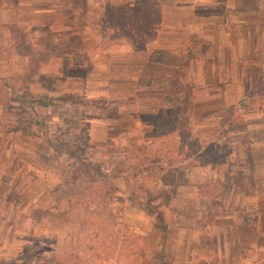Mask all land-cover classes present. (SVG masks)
Listing matches in <instances>:
<instances>
[{"label":"rangeland","instance_id":"obj_1","mask_svg":"<svg viewBox=\"0 0 264 264\" xmlns=\"http://www.w3.org/2000/svg\"><path fill=\"white\" fill-rule=\"evenodd\" d=\"M138 1L93 7L74 19L68 42L42 41L65 61L53 93L25 83L27 67L24 74L19 66L8 74L3 60L13 48H7L9 40L0 29V264H35L69 251L83 264H133L131 253L149 264H165L162 249L154 245L131 249V236H146L152 243L163 237V248L171 253L176 238L191 240L199 228L202 186L220 190L223 202L230 196L227 189H264L260 161L253 167L237 161L250 153L247 137L238 136L246 125L256 129L259 140V115L245 123L243 116L264 107V67L241 68L253 77L254 86L243 93L241 103L221 109L220 91H199V64L189 62L199 50L183 51L180 42L164 46L165 51L152 50L149 35L154 38L160 14L152 28L142 31ZM159 3L162 11L166 0ZM34 40L25 37L22 44L33 51ZM146 57L169 67L170 79L121 80V63ZM126 71L130 76L131 68ZM205 105L209 112L201 114L199 107ZM234 121L239 126H232ZM73 131L72 140L82 147L78 154L56 155L46 147L48 137ZM73 167L85 174L72 173L69 179ZM78 189L101 190L86 202ZM105 189L115 192L107 196ZM83 221L87 225L80 228ZM95 229L100 247L93 246ZM120 234L129 245L106 244Z\"/></svg>","mask_w":264,"mask_h":264},{"label":"crops","instance_id":"obj_2","mask_svg":"<svg viewBox=\"0 0 264 264\" xmlns=\"http://www.w3.org/2000/svg\"><path fill=\"white\" fill-rule=\"evenodd\" d=\"M111 1L113 0H0V29H4L9 40L7 48H14L11 33L17 35V32H10L9 26L19 31L23 41L25 37H33L34 41H38L32 45L33 52L37 56L43 54L44 59L41 60L39 56L36 58L37 73L58 79L64 75V58L54 54V49L49 52L42 41L51 38L52 43L63 45L75 32L73 22L76 17L87 15L93 7L105 2L113 4ZM235 2L236 0H166V5L160 12L158 27L153 30L154 38L149 35L154 52L165 51L164 46H175L179 42L183 51L199 50V54L195 53L198 55L189 59L191 64L196 62L200 67L199 74L196 75L203 86H199V91L204 88L220 91L216 95L220 99L221 109L241 103L243 93L254 86L252 76L247 72L242 74L241 68L264 67V0L260 1L257 10L253 12L242 10ZM66 11L69 14L64 13ZM62 16L66 17L65 22L62 21ZM161 34H164L163 38L159 37ZM177 36L181 39L178 40ZM17 44L15 42V46ZM173 54L171 52V56ZM180 55L184 56L183 53ZM67 57L70 61V56ZM3 64L8 67L9 75L15 74L16 66L24 74L28 57L13 53L7 60H3ZM183 67H186L184 61ZM128 68L132 70L130 76L126 71ZM166 70L171 72L165 64L153 62L146 57L142 61L133 59L131 65L121 63L120 77L121 80L158 77V80L167 81L170 73ZM5 91L7 100L10 90L6 88ZM191 94L192 89L189 96ZM205 106L199 107L201 114L209 112L207 105ZM221 109L211 112L218 113ZM263 114L264 107L245 112L244 123L249 118H254V115H259V140L254 133L256 129L246 125L238 136L247 137L250 153L247 158L237 156V161L245 164L249 161L247 166L253 167L259 160L264 172V117L260 116ZM219 192L218 189H199V228L189 239L190 242L183 237L176 238L171 253L163 248V237L152 243L145 236V244L162 249L161 253L167 260L165 264H264V189H227L230 196L225 202L220 201V195H217ZM130 222L136 227L133 219Z\"/></svg>","mask_w":264,"mask_h":264},{"label":"trees","instance_id":"obj_3","mask_svg":"<svg viewBox=\"0 0 264 264\" xmlns=\"http://www.w3.org/2000/svg\"><path fill=\"white\" fill-rule=\"evenodd\" d=\"M261 0H236V6L240 7L242 10L245 11H249V12H253L255 10H257L259 3ZM138 10H139V15L142 21V27L143 30L142 31H146L150 28H152L154 26V21L155 19L159 16L160 11H161V5L159 3V0H139L138 1ZM10 32H17V35H14L13 33H11V37L13 40V46H15V42H17L18 44L13 48V53H16L18 55H23V56H27L28 57V65H27V73H26V78L25 83H33L35 82L36 84H38L39 86H41L42 88H44L46 90V92H54V86H53V82L56 81V78H48L45 76H42L40 74L37 73L38 70V65L36 64V58H37V53L33 52L30 50V47L27 46L25 43L22 44L23 40L21 39L22 36L20 33H18L19 31L12 27L9 26L8 27ZM136 32L138 33V30H136ZM13 34V35H12ZM16 39V40H15ZM30 77V78H29ZM34 78V79H32ZM174 90L179 89L178 86L174 85ZM183 90V89H182ZM182 95L184 96L185 93L183 92ZM185 122L184 120L182 121V125L184 126ZM240 122H233L231 123L232 126H239ZM21 126V125H20ZM19 126V129H23V127ZM75 134L76 131H73L72 133L70 132H60L55 136H51L48 137V141L45 143L46 147L49 148V150L56 154V155H61L63 152L67 153V154H71V153H77L81 150V143H79L76 140H72V138H75ZM78 154V153H77ZM212 162V161H211ZM93 169H95L96 167H92ZM72 173L76 175L82 174L84 175L85 172H82V168H72L70 171V178L72 179L74 177H72ZM117 175L113 176V178H116ZM76 178V177H75ZM70 182V181H69ZM210 186L208 185H204L201 187V189H207L208 191H212V189L210 188ZM81 190L80 192V196L86 200L89 197H91V195H93L92 197H95V191H100L101 189H78V191ZM105 192L107 196H111V193L115 192V189H105ZM110 198V197H109ZM82 204V202L79 203L78 207H81L80 205ZM147 204V203H146ZM78 225L80 226V228L84 227L87 225V223L83 222H79ZM90 232H92V229H89ZM102 230V229H101ZM97 231L98 229H95V235H93L94 237L92 238L93 240H95L97 238ZM124 235L120 234L118 239H114L112 240L111 238L109 239V241H107L106 244H108L109 246L111 245L113 247V243H118L119 246L121 248H124V246L129 245L126 244V242L124 241ZM95 238V239H94ZM97 240V239H96ZM91 241V240H90ZM93 242V246H97L100 247L101 246V242L102 240H97V241H92ZM112 243V244H111ZM131 249H138V250H143L144 248L148 249L149 247L144 244L143 239H138L137 237L131 236V245H129ZM137 246V247H136ZM134 249V250H135ZM105 258V257H104ZM129 258L131 259V262H133V264H149L147 258L140 256V255H135L134 253H131ZM139 258H143V260H139ZM107 259V257L105 258ZM136 260L138 261V263H136ZM84 260H81L80 257H78L77 255H75V253H73V251H69V252H61L60 254H52L50 255L48 258H43L42 260H40L38 263L35 264H83Z\"/></svg>","mask_w":264,"mask_h":264}]
</instances>
